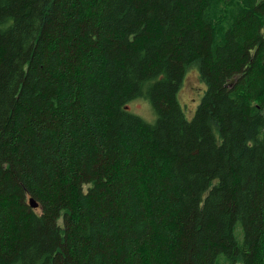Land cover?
Returning <instances> with one entry per match:
<instances>
[{
    "label": "trees",
    "instance_id": "obj_1",
    "mask_svg": "<svg viewBox=\"0 0 264 264\" xmlns=\"http://www.w3.org/2000/svg\"><path fill=\"white\" fill-rule=\"evenodd\" d=\"M0 264H264V0H0Z\"/></svg>",
    "mask_w": 264,
    "mask_h": 264
},
{
    "label": "rangeland",
    "instance_id": "obj_2",
    "mask_svg": "<svg viewBox=\"0 0 264 264\" xmlns=\"http://www.w3.org/2000/svg\"><path fill=\"white\" fill-rule=\"evenodd\" d=\"M203 83L199 80L194 69H190L186 74L182 86L180 88V99L185 103V115L190 117L193 109L202 94ZM201 92V93H200ZM131 107L135 113L141 115L145 120L150 121L153 118L150 102L145 98H137L131 102Z\"/></svg>",
    "mask_w": 264,
    "mask_h": 264
},
{
    "label": "water",
    "instance_id": "obj_3",
    "mask_svg": "<svg viewBox=\"0 0 264 264\" xmlns=\"http://www.w3.org/2000/svg\"><path fill=\"white\" fill-rule=\"evenodd\" d=\"M29 203L32 205V206H36L37 205V202L35 201V199L31 196L29 197Z\"/></svg>",
    "mask_w": 264,
    "mask_h": 264
}]
</instances>
